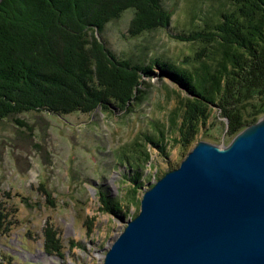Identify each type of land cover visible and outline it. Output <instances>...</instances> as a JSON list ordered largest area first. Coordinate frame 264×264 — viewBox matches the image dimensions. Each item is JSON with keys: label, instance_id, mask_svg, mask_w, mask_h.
<instances>
[{"label": "rangeland", "instance_id": "1", "mask_svg": "<svg viewBox=\"0 0 264 264\" xmlns=\"http://www.w3.org/2000/svg\"><path fill=\"white\" fill-rule=\"evenodd\" d=\"M161 4L172 13L166 28L133 37L128 29L134 10L127 9L95 35L117 59L146 64L158 58L181 66L197 44L177 37L200 25L192 17L210 14L219 1ZM151 72L143 77L147 84L140 100L125 106L109 102V107L98 105L90 113L63 115L28 111L0 120V208L11 223L9 232L0 235V264H103L113 239L138 213L144 190L177 167L198 141L229 144L232 138L217 107H211L207 123L189 144H182L180 103L186 91L157 66ZM145 137L157 143L144 145L149 159L139 162L141 184L132 193V152ZM99 192L117 200L121 213L107 211ZM46 227L60 240L62 255L44 250Z\"/></svg>", "mask_w": 264, "mask_h": 264}, {"label": "trees", "instance_id": "2", "mask_svg": "<svg viewBox=\"0 0 264 264\" xmlns=\"http://www.w3.org/2000/svg\"><path fill=\"white\" fill-rule=\"evenodd\" d=\"M218 1L210 14L192 17L200 25L177 37L197 44L178 66L158 58L146 64L117 59L95 35L127 9L134 10L128 29L133 37L166 28L172 13L161 0H0V120L28 111L63 115L90 113L109 102L125 106L140 100L143 77L157 66L186 91L180 103L182 144L207 123L211 107L219 109L233 138L264 117V0ZM156 143L151 137L137 141L136 160L129 165L135 169L132 193L141 184L139 162L149 159L144 145ZM99 195L107 211L121 213L117 200ZM6 218L1 207L0 235L9 232ZM44 237V250L62 255L51 228Z\"/></svg>", "mask_w": 264, "mask_h": 264}, {"label": "water", "instance_id": "3", "mask_svg": "<svg viewBox=\"0 0 264 264\" xmlns=\"http://www.w3.org/2000/svg\"><path fill=\"white\" fill-rule=\"evenodd\" d=\"M103 264H264V117L144 190Z\"/></svg>", "mask_w": 264, "mask_h": 264}]
</instances>
